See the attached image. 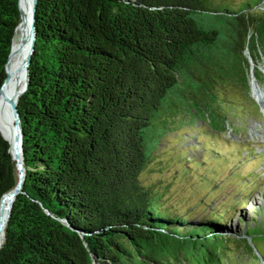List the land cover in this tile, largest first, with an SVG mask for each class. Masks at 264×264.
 Wrapping results in <instances>:
<instances>
[{
    "label": "trees",
    "instance_id": "obj_1",
    "mask_svg": "<svg viewBox=\"0 0 264 264\" xmlns=\"http://www.w3.org/2000/svg\"><path fill=\"white\" fill-rule=\"evenodd\" d=\"M262 2L38 0L18 102L26 175L0 264H224L240 202L196 218L143 174L168 132L224 128L232 93L259 108L249 69L264 54ZM19 21L18 0H0V88ZM2 132L0 204L19 178Z\"/></svg>",
    "mask_w": 264,
    "mask_h": 264
},
{
    "label": "rangeland",
    "instance_id": "obj_2",
    "mask_svg": "<svg viewBox=\"0 0 264 264\" xmlns=\"http://www.w3.org/2000/svg\"><path fill=\"white\" fill-rule=\"evenodd\" d=\"M261 7L264 8V2ZM24 33L19 28L14 41ZM29 46L26 44L16 57L18 68L22 67ZM256 57L257 64L250 56L249 70L251 96L259 108L246 95L242 94L247 104L232 93L237 108L224 105L228 112L224 128L201 120L194 127L185 125L168 132L143 174L145 183L165 185L168 199L181 212L190 209L196 218L207 216L214 209L230 211L235 201L240 202L239 210L228 222L240 243L232 240L224 264H264V54L258 53ZM23 75L17 76V96L25 86ZM8 110L13 112L11 104ZM5 116L0 111V124L6 137L13 139L10 140L14 153L19 131L15 120L9 122ZM240 214L244 218L239 223ZM247 224L251 225L252 240L247 235Z\"/></svg>",
    "mask_w": 264,
    "mask_h": 264
},
{
    "label": "bare ground",
    "instance_id": "obj_3",
    "mask_svg": "<svg viewBox=\"0 0 264 264\" xmlns=\"http://www.w3.org/2000/svg\"><path fill=\"white\" fill-rule=\"evenodd\" d=\"M22 1H23L22 10H23L24 17L21 20L20 24L18 25L17 30L19 28L20 29H24L25 34L27 35L26 36V41H25V44L22 45V41H21V38H20L17 41L15 40L13 42V44H12V52H11V57H10V60H9V66H8L10 76H9V80L5 83V86L3 87L4 89H3V93H2V96H1V99H0V111H2L5 115L8 116V117L7 116H5V117H6V119L9 122H12L13 119L15 120V115H14L13 112L8 110V106L10 104L9 98H11V99H17L18 98V96L16 94V89H15L17 76L20 75V74H25V80L24 81L26 83V70H25L24 67L18 68L16 63H15V60H16V57L19 54L22 53L23 48L25 47V45L26 44L30 45V37L28 36V34H29V29L31 27V21H32V0H22ZM20 3H21V0H20ZM21 6H22V3H21ZM23 88L24 87H22L21 90H23ZM21 90H20V92H21ZM15 123H16V120H15ZM16 129L19 131V126H18L17 123H16ZM10 139H11V137H10ZM10 139H8V140L11 143V140L13 141V139H11V140ZM10 149H11V152L13 154L11 144H10ZM14 155L15 156H19V157L22 156L21 155L20 136H19V139H18V144H17V148H16V150L14 152ZM10 200H11V197L8 195L6 203L2 206V212H1V223H2V226L0 228V244L3 242L2 240H4L5 222H6V219H7V216H8Z\"/></svg>",
    "mask_w": 264,
    "mask_h": 264
},
{
    "label": "water",
    "instance_id": "obj_4",
    "mask_svg": "<svg viewBox=\"0 0 264 264\" xmlns=\"http://www.w3.org/2000/svg\"><path fill=\"white\" fill-rule=\"evenodd\" d=\"M18 2H19V10H20V21H19V23L17 24V26L15 28L14 36H15V33H16L18 25L20 24L21 20L24 17L20 0H18ZM37 3H38V0H32V21H31V27L29 29V34H28V36L30 37V46H29L28 52L26 53V55L24 57L23 64H22V67H24L25 70H26V83H25V86H24L23 90H21V92L19 93L17 99L9 98L12 110H13L14 115H15L16 123L19 126V136H20L21 155L22 156L19 157V156H14L12 154L13 158L17 161V166H18V169H19V178H18V182L16 183L15 187L13 189L7 191L6 193H4L2 198H1V204H0V228L2 226V223H1L2 202H3L4 198L7 195H9L11 197L10 205H9V211H8V216H7V219H6V222H5V226H6L8 220H9V217L11 216L13 202L15 200V197H16L17 193L20 192L21 189H22V186H23V183H24V180H25V175H26V166H25V161H24V150H23V128H22L21 113H20L19 108H18V102H19L20 96L27 89V87L29 85V81H30L29 69H30V63H31L32 54L34 52L35 43H36V25H35V21H36ZM26 36L27 35L24 33L22 38H21L22 45L25 44ZM13 40H14V37H13ZM12 44H13V42H12ZM11 52H12V45H11V50H10V54H9L8 60H7L6 65H5L6 77H5V80L2 83V86L0 88V95L3 93V87H4L5 83L9 80L10 74H9L8 66H9V60H10V57H11ZM9 143H10V141H9ZM10 151H11V149H10ZM61 220H63L65 223L69 224V221L67 219H65V218H61ZM4 239H5V233H4ZM263 260H264V258H263Z\"/></svg>",
    "mask_w": 264,
    "mask_h": 264
}]
</instances>
